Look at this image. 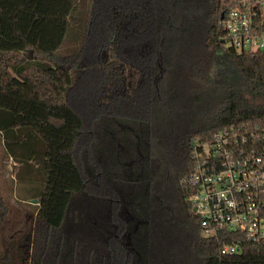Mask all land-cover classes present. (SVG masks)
I'll list each match as a JSON object with an SVG mask.
<instances>
[{
    "label": "trees",
    "instance_id": "16d2710c",
    "mask_svg": "<svg viewBox=\"0 0 264 264\" xmlns=\"http://www.w3.org/2000/svg\"><path fill=\"white\" fill-rule=\"evenodd\" d=\"M229 5L0 0V131L12 170L40 163L28 264H264V242L227 255L203 237L181 182L193 139L264 119V51L225 45ZM147 145L151 159L162 150L178 162V220L151 202L127 238L120 217L112 226L115 200L128 198L124 162Z\"/></svg>",
    "mask_w": 264,
    "mask_h": 264
},
{
    "label": "built area",
    "instance_id": "2783aa9c",
    "mask_svg": "<svg viewBox=\"0 0 264 264\" xmlns=\"http://www.w3.org/2000/svg\"><path fill=\"white\" fill-rule=\"evenodd\" d=\"M220 18L223 41L237 51H264V0H229ZM193 166L181 182L200 233L220 243V253L240 252L244 242H264V119L193 139Z\"/></svg>",
    "mask_w": 264,
    "mask_h": 264
},
{
    "label": "rangeland",
    "instance_id": "374dc122",
    "mask_svg": "<svg viewBox=\"0 0 264 264\" xmlns=\"http://www.w3.org/2000/svg\"><path fill=\"white\" fill-rule=\"evenodd\" d=\"M227 46V44L225 43ZM124 107L120 106V111ZM84 144V142H82ZM96 148V152L98 151ZM84 146L80 150V169L88 166ZM177 158V156L175 155ZM38 160L12 161L0 131V264H28L36 202L40 191ZM88 168V167H87ZM85 173V172H82ZM72 212V211H70ZM71 215L66 222L70 226Z\"/></svg>",
    "mask_w": 264,
    "mask_h": 264
},
{
    "label": "flooded vegetation",
    "instance_id": "af4514ba",
    "mask_svg": "<svg viewBox=\"0 0 264 264\" xmlns=\"http://www.w3.org/2000/svg\"><path fill=\"white\" fill-rule=\"evenodd\" d=\"M141 129L143 130L140 131L149 130L145 126H141ZM138 156L136 161L135 159H129L127 162H124L128 172V198L115 200L116 212L112 226L115 231L120 230V224L117 221L120 217L123 220L121 230L127 229L125 234L127 238L129 232L131 230L136 231L140 222L144 221L145 211L149 209L151 202H155L158 207L163 206L166 208L169 215L174 213L178 220V201L180 195L178 186L176 185L178 180V162H174V159L167 157L166 153L162 150L151 159L148 145L147 152L144 150L143 153L138 150ZM81 171L85 172L83 176L86 178H91L96 173L95 168L92 165L89 166V164L84 168L82 167ZM143 184H145L144 191L139 192V189L142 190ZM149 186H151V190H149ZM83 198H87V195H84ZM100 209H103L106 212L105 214H108L106 207L103 206ZM137 239L139 241L142 238L139 236Z\"/></svg>",
    "mask_w": 264,
    "mask_h": 264
},
{
    "label": "water",
    "instance_id": "95a60500",
    "mask_svg": "<svg viewBox=\"0 0 264 264\" xmlns=\"http://www.w3.org/2000/svg\"><path fill=\"white\" fill-rule=\"evenodd\" d=\"M222 15H223V13H221V15H220V18L222 17ZM30 53H31V51H30ZM34 202H36V203H37V200H34Z\"/></svg>",
    "mask_w": 264,
    "mask_h": 264
}]
</instances>
